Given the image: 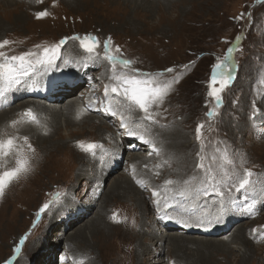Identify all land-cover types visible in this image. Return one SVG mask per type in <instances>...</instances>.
Returning <instances> with one entry per match:
<instances>
[{
    "label": "rangeland",
    "instance_id": "rangeland-1",
    "mask_svg": "<svg viewBox=\"0 0 264 264\" xmlns=\"http://www.w3.org/2000/svg\"><path fill=\"white\" fill-rule=\"evenodd\" d=\"M14 1H16L15 4L10 2V5L6 6V9H10L7 16H3L0 9V21L4 23V26L0 28V41L5 39L10 41L8 45L0 48V51L8 56L33 52L36 55L31 59H34L39 56L40 49L58 44L62 39L68 38L67 42L72 43V48L77 46L73 48L76 54L80 51L87 55L75 58L74 52L71 51L73 55L66 53L67 42L61 49H57L54 67H47L50 71V68H54V73L48 74L50 79L47 83L50 89L53 88L52 90L57 93L58 89H63L61 87L64 84H67L69 89L72 88L65 83L67 80L71 84L78 83L74 88L75 93L69 98L86 96L90 99L91 96L93 98L91 108L94 109L102 106L103 98L108 95L121 105L122 112L118 114L119 119L121 120L123 116L124 120L131 121L130 124L133 127L139 126V129L152 135L159 151L152 156H149V153L145 155L143 147L140 150L132 147V140L119 145L121 138L119 134L125 128L121 125L118 127L113 117L105 119L104 124L101 123L102 126L112 129L114 141L109 144L104 141L108 138L106 135L108 132L99 133L95 127L88 124H74L67 128L62 124L59 131L51 129L50 138L54 143L62 137L66 138L68 134L71 136L69 140L73 139V141L71 144L66 143L68 139L66 138L63 140L65 145L59 146V149L52 151L51 155L41 154L42 158L37 160V164L31 163L30 160L34 152L41 151L37 145V150L35 145H32L35 141L34 136L26 135L17 140L19 134L9 135L22 144L13 154L14 156L0 160V172L6 168L16 167L18 159L27 161V171L21 172L13 179L4 189L3 196H0V238L8 229L6 224L9 225L12 220L15 221L13 230L4 237L8 246L4 245L5 243L0 244V264H5L6 261L8 264H14L15 261L16 264H59L63 256L70 264H74L73 261L83 264L88 257L92 258V256H87L86 259L81 257L83 260L81 261L75 254L78 251L86 254L85 245L81 243L78 246L76 241H71L69 251L70 244L66 239L75 232L78 225L94 217L97 205L100 203L104 205L103 208L101 207L102 218H106L105 220H108L110 224L116 223L122 226L119 231L112 232L115 238L123 241L121 243L128 262L137 263L136 254L139 248L137 244L142 237L149 243L150 234L147 227H145V235L139 231L137 226L139 222L137 225L134 223L137 220L141 222L142 219L148 221L157 219L155 214L160 216L156 212L157 208H152L148 194L152 191H157L158 196L168 194L154 188L157 185H163L165 190L173 191L172 183L169 184L167 181L173 182L175 178H166V172L163 171L172 170L173 173L175 169L187 172L184 177H181L182 185L175 186L174 189L188 191L187 198L190 203H197L203 207L204 201L206 205L211 200H216L218 204L214 202V206H209L210 213L213 208V212L224 219L240 217V220H233L230 226L216 232L218 234L213 235L210 230H205L204 232L209 235L203 237L214 236L219 239L225 236L231 227H233L232 230L236 229V222L249 223L245 225L247 228L245 234L253 229L264 231V207L259 206L260 216L252 218L246 216L250 213L246 214L239 209V205L243 203V208L253 205L240 193L234 198L237 206L232 207L229 204L224 209L220 206L219 198L213 194V185H215L226 195L231 191L232 196L237 193L235 189L246 170L253 171L254 176H259L264 170V0H157L151 1L153 5L156 4L152 5V9H150L151 6L136 9L120 0ZM158 6L161 9H158ZM44 10H47L49 15L37 19L36 13ZM20 15L22 19H18ZM241 16H243L242 19H237ZM85 35L94 36L100 41L97 48L100 53L99 58H94L87 53L79 40L72 39L75 36L82 38ZM109 37L112 53L117 54L118 47L119 55L131 61L127 67L117 65V74H132L141 79L151 78L160 85L166 83L172 85L163 102L151 109L158 123L142 120L143 113L134 105V108L126 110L122 107L125 100L122 93L111 92V86L119 81L113 79L112 66L103 58V42ZM78 46L79 51H77ZM229 48L234 49L231 53L234 79L222 94L221 105L217 106L215 100L208 97L212 68L224 59ZM60 50L65 57L58 55ZM45 58V55H42L40 59ZM65 62L67 65L60 67L59 63L65 64ZM56 63L58 66L55 65ZM169 68L173 71H165ZM85 70L94 75L85 76L84 74L79 78L75 75L76 71L82 74ZM40 72L42 69L38 70V73ZM106 86L109 87L108 94H105ZM44 90L47 91V87ZM54 91L52 93H55ZM23 99L42 100L28 97L15 99L16 103L11 105L15 106V114L23 117L28 112L24 109L22 112L16 109ZM57 101L59 99L54 97L51 101L45 100V103L49 106ZM80 103L83 105V100H80ZM11 105L2 109L9 108ZM209 110L215 114L209 116L207 114ZM98 112L99 116L102 115L101 111ZM13 125H15L14 120L9 121V130L5 132L2 127L0 137L15 133ZM198 125H203L200 140L196 138ZM42 134L47 135L48 131L44 130ZM81 142L84 145L94 143L98 145L97 152L103 151L100 155L94 153L91 157L89 155L91 151H85L80 147ZM133 154L149 157L146 162L148 166L145 164L141 166L154 169L153 173L145 178L146 181L143 179V183L147 186L145 191H141L144 193L143 204L147 208L143 215L140 209L130 201L131 196L127 198V196L119 197L114 194L102 200L115 178L128 176L126 167ZM102 156L105 158L100 159ZM45 157L49 158V161L44 164ZM86 157H91L92 161L87 160ZM199 157H203L204 169L197 167L201 162ZM256 180L255 178L254 181ZM205 189H207V195H205ZM254 190L253 188L252 192ZM243 192L246 198L250 197L248 190ZM253 197L262 201L259 197ZM46 203L49 204V208L44 213H40V208ZM112 214L116 215L117 220L112 219ZM83 215L85 218L82 221L75 222ZM203 217L204 213L200 212L196 221H201ZM158 221L156 231H160L161 224L164 225L160 219ZM72 222L75 223L72 224ZM123 231L130 232V236L123 235ZM175 231L171 229L174 234ZM222 232L225 234L219 236L223 234ZM181 233L179 231L176 234ZM196 236L202 235L196 234ZM94 245L97 264H108V258L107 262L101 261L105 254L104 250L100 249L98 242ZM17 246L20 247L19 253L15 252ZM165 247L167 251L165 248V253L159 256L154 254L155 251L153 252L151 247L147 248L148 251L145 250L146 252L140 256L141 261L139 257L138 264H153L152 260L155 259H161L164 261L163 264H178L176 257L168 253L171 247L167 246V242ZM259 251L262 252L264 264V245ZM217 259L221 260V258ZM189 260L191 259L187 258L183 264H190Z\"/></svg>",
    "mask_w": 264,
    "mask_h": 264
},
{
    "label": "bare ground",
    "instance_id": "bare-ground-1",
    "mask_svg": "<svg viewBox=\"0 0 264 264\" xmlns=\"http://www.w3.org/2000/svg\"><path fill=\"white\" fill-rule=\"evenodd\" d=\"M28 1L34 2L35 0H28ZM44 1L45 0H42V2H44ZM74 1H79V0H74ZM120 1H122L124 4L132 5L136 9L137 8L138 9H140V8L145 9V8H149L150 6H151L150 9H152L153 4L151 3V1H157V0H120ZM160 1H162V0H160ZM10 2H12L14 4L16 3V1H14V0H6V2H5V0L4 1L0 0V9H1V13L3 14V16H7L9 8L6 9V6L7 5L9 6ZM69 3H71V2H69ZM165 3L169 4L168 2H165ZM73 4H75V3H73ZM155 5L156 4H154L153 6H155ZM158 9H161V7L158 6ZM33 11H34V9H33ZM21 14L23 15L24 13L22 12ZM22 15L18 16V19H22ZM3 26H4V23L0 21V28H2ZM19 30H21V29H19ZM30 32H32V31H30ZM8 35H6V36H8ZM67 41H68V39L66 40V42ZM0 42H2V41H0ZM66 42L63 45H61L59 48H56V52H58L57 49H61V47H63L66 44ZM71 44L68 43L67 45H65V51H66V53H70L73 55L72 52H74V54H76L73 48H75L77 46L72 48ZM56 45L57 44H52V45L47 46L45 48H53ZM45 48L40 49L39 50V53H40L39 56H36V58L32 59L33 64H35L36 60L40 59L42 57V55H45V53H44ZM77 51H79V46L77 48ZM61 53H62V51L60 50L58 55H60V57H65V55H62ZM48 55H51V53H49ZM86 55H87L86 53L79 51V52H77L76 56H74V57L80 58V57H84ZM66 57L69 58L67 55H66ZM0 62H2V61H0ZM55 65L58 66L57 63ZM59 65H60V67H62L64 65H67V62H65V64L59 63ZM39 69H42V72L38 73ZM50 69H51V71L48 70V68H45L43 66L41 67L40 65H37L35 70L30 71L29 75L22 78L20 80V83H18V84L14 83V82L9 84L8 81H6L4 79H0V89L4 90L3 95H0V109H1L0 110V129L2 127H4V132L8 131L9 130L8 122L9 121L11 122L14 120L15 125H13V128L16 130L15 133H13V134L9 133L5 137H0V141H6L8 138H12L14 141L13 146L10 150H8V149L0 150V160L10 158L22 144L20 142H17L15 137H9V135L10 136H12V135L16 136L17 134H19L20 136L17 137V140L24 138L26 135H30V136L33 135L35 138V141L32 143V145L33 144L35 145V150H37V148H36V145H37L41 151L39 153H38V151L34 152V156H30V160H31V163L33 162V164H35V163L37 164V160L42 158L41 154L45 153V154L51 155L52 151L55 152L56 149H59V146L61 147L63 144L65 145L63 140H65L66 138H68L66 143H68V142L70 144L72 143L73 139L69 140V139H71V136L69 134L66 138L62 137L61 140L57 141L56 143H54L52 141V139L50 138L52 135H51V133H49V131L51 129L54 131H57V130L59 131L61 129L62 124H64L66 128L70 127L74 124H88V125L95 127L96 131H98L99 133H103L105 131L108 132V133L105 132L106 135L108 136V138L107 139L105 138V140H104V141L108 142V144L111 141L112 142L114 141L113 135L111 134V132H112L111 127H105V126H102V124H104L105 119H107L109 117H113L114 122L118 125V127H120V125L122 124V121L119 119L118 114L122 112L121 105L116 100H114L113 98H110L108 95H106L103 98L104 103L102 104V106H100V107L98 106L95 109L91 108V104L93 102V100H92L93 98L91 96H90V99H89V97L87 98L86 96H84V97L79 96L77 98H75V97L69 98V97L73 96V93H75L74 88L77 87L78 83L77 84H71V83H69L68 80L66 82L65 81L64 82L68 83L70 86H72V88L69 89V86L67 84H64L63 87H61L63 89H58L57 93H56L54 90H52L53 88L50 89V86H48L49 83H47V80L50 79V78H48V74L51 72L54 73V68H50ZM84 74H85V76H87V75L93 74V73H91V72L89 73L87 70H85L84 73H82V74H80L79 71L75 72V75L78 78L83 77ZM89 85H90L89 88H91V84H89ZM45 87H47V91L44 90ZM52 91H54L55 93H52ZM24 97L34 98V99H42L39 101H37V100H24L23 99L22 102L20 104H18L19 107L16 109L21 110L20 112H22L23 109L28 112V114L25 117L20 116L19 114L16 115L15 114V106H12L16 103V102H14L15 99L18 100V98H24ZM54 97L58 98L59 101L53 102L51 105L48 106L45 103V100L51 101L54 99ZM80 100H83V102H84L83 105H82V103H80ZM11 103H14V104L11 105ZM10 105H11V107L2 109L4 107L10 106ZM123 105H122V107H124L126 110H128L129 108H134L133 106H131V107L129 106L126 99L124 100ZM109 107H111L112 111L116 112L115 116L111 115V113L108 111ZM98 111H101L102 115L99 116ZM29 112L31 113L30 115H29ZM91 112H93V113H91ZM62 117H63V119H61ZM124 122H128V121L124 120ZM141 122L143 123L142 120H141ZM129 126L133 127V125H131L130 123H129ZM135 128L139 132L140 135L144 136V140H149L152 143L151 144L145 143L144 140L139 139L137 136L127 135L126 129H123V131L119 134V137H121L119 139V143H120L119 145H121L123 142H126V141L131 142V140H132V142H133L132 147L133 148H135L137 150H140L141 147L144 148L143 154L147 155V153H149L148 154L149 156H150V153H151V156L154 155V153L158 154L159 148H157V146H156L157 144H155L156 141L154 140L153 136L149 135L148 133H145L144 131L139 129V126H138V128L137 127H135ZM44 130L48 131L47 135L42 134V131H44ZM153 148H155L156 151H153ZM4 151H7L8 155H4ZM102 151L103 150H100L97 152V149H94L93 151H91V152L88 151V152H89V155L92 157V156H94V153H95V155H100L102 153ZM132 151H133V149H132ZM255 153H256V151H255ZM83 157H84V155H83ZM91 157H86V158H87V160L92 161ZM103 158H105V156H102V158H100V159H103ZM43 159H44V164L49 161V158H47V157H45ZM148 159H149V157H147V156L140 157L138 155L133 154L131 156V158L129 159V162H128L127 167H126L128 169V176L127 177L121 176L119 178H115L110 183L109 188H108L106 194L104 195V197L102 198V200H104L106 198V196H109V195L113 196L114 194H116L119 197H126L127 196V198L131 196L132 198L130 199V201L132 202V204H134L135 206H137L140 209V212L142 213V215L145 214V212L147 211V208L143 204L142 198H143L144 193L141 191H145V187H147V186L143 183V179L145 180V178L148 177L149 175H151L154 171V169H146V167L148 166L146 164ZM142 164H145L147 166L142 167L141 166ZM10 169L11 168H9V169L6 168V170H10ZM257 169H256V171H257ZM262 169L263 168L261 167V170ZM6 170H4V171H6ZM171 171L170 172L163 171V172H166V178H175V181H173L174 183L171 182L173 185V191H170L171 189L169 191H167V190H165V186L157 185L154 188H157L158 190L160 189L163 193L165 192L168 194L167 195L165 194L166 196H158V195L153 196V192H157V191H152L151 194L150 193L148 194V200L150 201L151 206L153 205L152 208H154V207L157 208L156 212L159 213L160 216L155 214L157 219H154L151 221L142 219L141 222L139 220H137V222L135 221V223H134V225H137V223L139 222L137 226H139V231H142V233L145 232V227H147L148 232L150 234V237H149L150 242L147 243L146 239L143 238L141 236V233H140V236L142 238H140V242L137 244V245H139L138 252L136 254L138 261L135 264L139 263V257L143 253L148 251L147 248H149V247L152 248L155 246L154 248H152V251L153 250L155 251L154 254L156 256H159V254H161V253H165V248H166L165 243L166 242H167V246L170 245V247H171V249L168 253H171V255L173 254L172 256L176 257V261L178 264H183L184 262H186L187 258L191 259V260H189L190 264H221V263L222 264H263L262 263V252L260 253L259 249H261V246L264 245V243H263L264 235H262V234H264V231H258V230L255 232L248 231L247 232L248 234H245V230H247L245 225H247L249 223H246V224L240 223L239 224V222L238 223L236 222V224H237V226H235L236 229L232 230L233 227H231V229L228 233L225 234V232H222L223 234H221L219 236H222L224 234H225V236L219 237V239H217L214 236L203 237L204 235H207V234L209 235V233L206 234V232H204L205 230L206 231L210 230V233L213 235L218 234L216 232L224 230L227 226H230L232 224V222L236 221V219L240 220L239 219L240 217H231V218L224 219L221 216H219V214L213 212V208H212V213H210L209 206H211V205L214 206V204H215L214 202H217L216 200H211L210 203L209 204L207 203L206 205H205V201H204L202 204L203 207H200L199 204H197V203H193V204L190 203L189 199L187 198V192L188 191L179 190V189L175 190L174 189L175 186L178 187L179 185H182L181 184V181H182L181 177H184L185 173H187V172L184 170H181V169H175V170H173V173ZM260 173L261 174L259 176L253 175V178H252L251 183L249 185L250 190H248L250 192L249 198H246V195L243 191L237 192V193L232 195V197L235 198L236 194L240 193L241 195H243L245 197V200H248L249 202H251L254 205L253 211L250 213V215H246V216H249L252 218L257 216V215L260 216V214H258L259 210H261V208L259 206L264 207V170ZM134 174H135L136 178H135ZM255 178L257 179L256 181H254ZM100 179L102 180L101 176H100ZM147 185L149 186V184H147ZM253 188L255 190L252 192ZM181 192L184 193L183 196L180 194ZM93 193H95V190H93ZM252 195L257 197V198L259 197L260 200L262 199V201L257 200ZM165 198L167 199L169 204H172L174 206L173 209H165V206L162 207L164 205ZM157 200L160 201L159 207H157V204H155L156 203L155 201H157ZM177 202L179 205H182L183 208L177 206ZM93 204H95V203H93ZM216 204H218V202ZM231 206L235 207L237 205H231ZM243 206H244V203L242 205H239L240 211L242 210ZM101 207L103 208L104 205L101 203L99 205H97V209L95 211L94 217L91 218L90 220L84 222L83 224L78 225V227L74 230L75 232H73L69 237H67L66 241L68 242V244H70V246H68L69 251L71 250L70 249L71 245H72L71 241H76L77 242L76 245H78V246L82 243V245L83 244L85 245L84 250L86 251V254H84V252L78 251V253L75 254V256L80 258L81 261H83L81 257L85 258L87 256H92V258H90V257H88L87 259L85 258L86 260L84 261L83 264H97V260H96L97 255L95 254L96 252L94 251L95 250L94 244H96V242H98V246L100 247V249L102 248V251L104 250V252L106 254L105 255L102 252L104 254V257L101 261L106 260L108 258V260H109L108 264H130L128 262V259L125 256V249L121 243L123 241H120L117 238H115V235L112 232L113 230L119 231V229L122 227L121 224L119 225V224L115 223V225H113V224H110V222L108 220H105L106 218L105 219L102 218L103 216H102ZM183 209H190V211L185 212ZM165 211H168L169 215L173 216V219H167V218L162 219V218H160L161 215H162V217L164 216ZM87 212H89V210ZM200 212L204 213V217H203V219L200 218L202 223L199 224V226H198L196 220L200 216ZM111 216H113V214ZM259 216H258V218H259ZM192 217H193V219H191ZM84 218H85V215L80 216L79 218L76 219L75 222L78 223V222L82 221ZM158 219H160L162 221V223L164 224L163 226L161 224L160 231L155 230L157 223L160 222V221H158ZM254 221H252V222H254ZM75 222H72V224ZM13 224H15L14 220H12L9 225L6 224V227L8 229L5 232V234L2 236V238H0V240H1L0 244L5 243L6 240L4 239V237L8 236V234L11 232V230H13V227H14ZM171 229L176 230L175 234L171 232ZM139 231H137V232H139ZM179 231L182 233H185V235L184 234L182 235V233L176 234ZM190 233H195V234H190ZM196 234H199L202 236H196ZM10 235H12V234H10ZM123 235L130 236V232L124 233V231H123ZM4 245L8 246V243H5ZM0 249H1V247H0ZM166 251H167V248H166ZM217 258H221V260L217 259ZM141 259H142V257H140V261H141ZM106 262H107V260H106ZM152 262H153V264L154 263L163 264L164 261H162L161 259H155V260H152ZM73 263L77 264V262H74V261H73ZM14 264H16V261ZM53 264H57V263H53ZM59 264H70V263H68V259L63 256V259L60 260Z\"/></svg>",
    "mask_w": 264,
    "mask_h": 264
},
{
    "label": "snow or ice",
    "instance_id": "snow-or-ice-1",
    "mask_svg": "<svg viewBox=\"0 0 264 264\" xmlns=\"http://www.w3.org/2000/svg\"><path fill=\"white\" fill-rule=\"evenodd\" d=\"M49 13L47 10L40 11L36 13V18L40 19L43 17L48 16ZM243 16L237 17V19H242ZM68 38L62 39L59 44H57L53 48H45V59H38L36 60V63L33 64L31 57L35 56L36 53L33 52H26L21 55H13L8 56L6 53L0 51V79H4L11 83H20V80L26 76L29 75L30 71H34L37 65L43 66L45 68L49 66H54V59L56 56V48H59L61 45H63ZM72 39H77L80 41L81 46L85 49V51L91 55L94 56V58H99L100 53L97 51V48L100 45V41L98 38L91 36V35H85L82 38L79 36L72 37ZM10 43L9 40L5 39L2 42H0V48H3L5 45H8ZM103 58L110 62L113 70V79L116 81H119V83L115 84L114 86H111V92L117 93L120 92L124 96V98L127 100L129 106H136L142 113L143 117L141 118L144 121H150L153 123H158L156 120V117L153 115V112L151 109L153 106H158L160 103L163 102L164 97L167 95V93L170 91L172 85L170 83H166L163 85H160L156 83L151 78L141 79L135 75L132 74H117L116 73V67L117 65H123L127 67L131 64V61L128 59L123 58L121 55H119V48L117 47V54H113L111 51V38L109 37L107 40L103 42ZM234 51L233 48L228 49V54L224 57L223 60L215 64L212 68V74L211 79L209 83V91H208V97L213 98L215 100V103L217 106H220L223 100L222 94L225 92V90L229 87L230 83L234 79V72H233V61L231 53ZM51 53V55H48ZM167 72H172L173 69L169 68L166 69ZM133 72H135V69H133ZM175 81H173L174 83ZM218 85V86H217ZM3 89H0V95H3ZM109 87H105V94H108ZM108 111L111 113V115L115 116L116 112L111 110V107H109ZM31 113L29 112V115ZM209 116L214 115L215 113L212 110H209L207 113ZM121 127L126 129V134L131 136H137L139 139L144 140V136L140 135L139 132L136 130L135 127H130L129 122H123L124 117L121 116ZM203 125H198L196 128V138L197 140L201 139V132H202ZM27 139V138H25ZM145 143L151 144L152 142L149 140H144ZM13 139L8 138L6 141H0V150L8 149L10 150L13 146ZM80 147L84 148L85 151H93L98 147V145L94 143H88L87 145H84L82 142L80 143ZM153 151H156L155 148H153ZM4 155H8L7 151H4ZM151 155V153H150ZM200 163L197 165V167L204 169L205 165L203 163V157H199ZM27 171V161L23 159H18L16 161V167L11 168L10 170L2 171L0 172V196H3L4 189L7 187V185L15 179L21 172ZM253 173L251 171L246 170L245 175L242 179L239 180L238 187H236V191H247L249 189V185L251 183L250 178L252 177ZM167 183H171V181H167ZM182 196L184 195L183 192L180 193ZM207 189H205V195H207ZM213 194L216 195L219 198L220 206L222 209L226 208L229 204L235 205L237 202L236 200L231 196V191L226 195L225 192L220 191L219 187L213 185ZM158 195L157 192H153V196ZM157 207L160 205V201H156ZM164 206L165 209H173L174 206L172 204H169L167 199L164 200ZM177 206L183 208L182 205H179L177 202ZM254 205H247L242 209L245 213H251L253 211ZM49 208V204H44L43 207L40 208L39 212L44 213L46 209ZM185 212L190 211V209H183ZM167 218V219H173V216L169 215L168 211L164 212V216L161 217ZM113 220H117V217L115 214H113L112 217ZM119 222V221H117ZM202 221L198 220L197 225L201 224ZM256 230L253 229V232ZM264 235V234H262ZM23 243V241H21ZM15 252H20V247L17 246L15 248ZM5 264H8V261L5 262Z\"/></svg>",
    "mask_w": 264,
    "mask_h": 264
}]
</instances>
